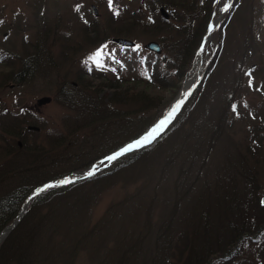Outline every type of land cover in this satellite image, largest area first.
<instances>
[{
	"label": "trees",
	"instance_id": "obj_1",
	"mask_svg": "<svg viewBox=\"0 0 264 264\" xmlns=\"http://www.w3.org/2000/svg\"><path fill=\"white\" fill-rule=\"evenodd\" d=\"M239 1L233 0L224 13L213 40L217 32L221 39L226 18ZM146 2L152 11L150 28L165 45L164 53L151 63V77L107 78L86 71L78 74L81 87L77 93L72 84L66 89L68 73L59 85L60 99L76 114L67 122L75 124L76 129L66 135L56 132L53 144L77 145L73 136L79 130L103 127L106 122L114 125V129L109 126L102 129L83 159L78 156L83 155L84 148L78 145L74 153L68 152V157L61 154L53 158L50 170L43 171L40 166H47V158L40 157L43 160L38 165L36 156L29 155L33 151L30 140H35L31 134L38 131L39 124L32 119V130L31 123L18 124L21 120L11 118L10 127H6L8 124L1 127L10 135L0 137L4 154L19 151L25 158L19 164L0 167V231L16 217L35 187L89 167L140 137L164 114L197 56L207 25L217 15L221 0ZM158 6L168 16L161 12V19L155 21ZM38 24L39 28L34 27L38 38L27 44L34 50L33 55L40 56L46 36L51 31L56 33V27L51 30ZM39 32H44L40 41ZM62 37L65 41L70 38ZM105 42L104 37L94 48L100 49ZM208 47L214 51L202 80L165 131L150 144L120 156L97 174L35 196L22 219L0 243V264H74L80 253L93 264H214L218 257L228 260L252 242L251 236L264 229V220L258 225L254 222L261 208L255 189L247 183H243V188L233 182L224 186L222 179L236 172L228 170L226 176L221 173L223 168L234 167L236 159L241 166L248 162L252 147L243 146L234 138L237 133L233 127L243 115L240 86L253 90L254 74L250 71L243 72L242 78L233 77L231 88L222 86L223 92L211 97L209 105L205 100L211 94L207 80L222 51L221 41ZM27 58L19 55L21 74L33 60ZM161 60L168 63L166 69H157ZM109 90L111 95L106 98ZM100 92L104 95L99 96ZM248 113L252 117V112ZM19 116L25 114L13 115ZM198 118L200 122L195 125ZM249 126L252 137L254 125ZM122 134L125 136L119 138ZM216 148L222 157L213 156ZM234 153L235 160L231 157ZM72 155L78 157L72 159L74 164L71 161L66 167H56L55 160L66 161ZM138 165L146 169L144 179L120 200L112 202L99 219H93L92 207L100 192L110 187L117 175ZM173 170L178 171L176 179L171 176ZM228 179L236 182L235 176Z\"/></svg>",
	"mask_w": 264,
	"mask_h": 264
},
{
	"label": "rangeland",
	"instance_id": "obj_2",
	"mask_svg": "<svg viewBox=\"0 0 264 264\" xmlns=\"http://www.w3.org/2000/svg\"><path fill=\"white\" fill-rule=\"evenodd\" d=\"M221 1L222 5L224 0ZM92 5L97 8L96 15L91 8ZM78 7L79 11H77ZM232 9H234L233 12L226 18L227 24L224 25V34L221 39L217 32V36L213 40L216 35H213L217 30L216 27L203 52L202 72L209 61L210 54L214 51L208 45L221 41L222 51L207 80L209 87L207 90L211 94L205 100L210 105L211 97H216V94L223 92L222 86L227 90L231 88L230 83L233 77L242 78L243 72H253L251 81L254 83V89L249 91L240 86L242 98L240 107H242L243 115L237 118L233 127L237 133L234 138L243 146L250 145L252 147L247 155L248 162L244 166L239 165L238 160L234 159L236 157L234 153L231 155L235 160L234 167L223 168L221 174L226 176L228 170L236 172L222 179L224 186H231L233 182L236 187L243 188V183L250 184L254 187L260 202L264 196V0H240ZM162 11L158 6L156 14L153 16L155 21L161 19ZM115 14L117 16H113ZM151 16L152 11L146 0H0V54L6 55L5 59L0 62V137L3 134L10 136L3 132L1 127H4V124H8L6 127H10L11 118L15 121L21 120L18 124L31 123L32 130H34L32 122L34 119L39 124V128L37 132L31 134L35 140H30L33 151L29 155L36 156L35 160H38V165H41L39 161L43 160L40 157L44 160L47 158V166H40L43 171L50 170L53 158L61 154L68 157V152L74 153L78 145L80 148H84L83 155L78 156L83 159L91 143L100 136L102 129L108 126L114 129V125L106 122L107 125L103 127L90 126L79 130V133L73 136L74 143L77 145L72 143L73 145L67 146L66 142L59 146L53 144L56 132H63L66 135L73 133L76 129L75 124L67 122L76 114L70 111L66 107V103L60 99V94L57 93L59 85L65 74L68 73L69 82L66 89L68 87L70 89L71 81H75L77 84L73 87L77 93L81 87L78 74L86 73V71L92 73L93 76L104 74L107 78H113L114 74L125 79L151 77V63L156 58V54L146 49V44L149 41L160 43L162 52L157 56H161L165 51L164 43L155 37L156 32L150 28ZM167 16L164 15V17ZM38 23L46 27L49 26L51 30L53 26L56 27V33L51 31L46 36L44 49L40 52V56L33 55L34 50H31L27 44V42H35L38 38L34 29V27H38ZM43 33L39 32V41ZM62 36H70V38L65 41ZM104 37L106 38L105 44L96 50L95 45ZM114 37L128 38L136 44L134 47L122 48L111 41ZM73 43L77 47L72 46ZM77 50L78 52H76ZM98 50L102 53L103 68H97L89 61V57L94 56ZM74 52L76 53L73 54ZM19 55L33 59L30 62L36 64L30 65L25 75L21 76V79L25 80L21 83L15 82L13 79V76H17L16 74L19 72ZM112 57H115V61ZM194 62L195 60L179 82L174 97ZM159 65L157 69H166L168 63L161 60ZM113 68L116 69L115 72L111 70ZM94 80L92 78V81ZM103 95V92L99 93V96ZM109 95H111L110 90L108 95L104 96L107 98ZM43 96L50 97V102L37 106V99ZM249 111L252 112V117L249 115ZM9 112H14L16 115L17 112H22L25 117H10ZM249 120H251L249 125H254V136L252 137L249 132V129L252 128L248 125ZM199 122L200 118L195 120L194 124L197 125ZM124 136L122 134L119 138ZM13 138L16 143L17 137ZM239 147L241 148L240 145ZM213 156L215 158L222 157L219 156L217 148L213 150ZM78 157L72 155L71 159L66 161L55 160L57 162L55 165L57 168L66 167L71 161L74 164L75 160L72 159ZM24 158L19 151L14 155L4 154L0 148V167L19 164ZM204 164V168H206L208 163ZM101 165L102 162H99L94 167ZM36 170L39 171L37 166ZM145 170L143 165H138L129 172L117 175L110 183L111 186L105 187L98 195L94 207H92L93 219H99L112 202L120 200L126 193L132 191L136 184L144 179ZM213 170L214 166H211L210 171ZM203 171L206 170L203 169ZM177 174L178 171H171V176L175 179ZM210 176L212 177L214 174ZM233 176L236 177V182L228 179ZM251 206L253 207L254 204ZM258 212V218L254 219L256 225L264 220V206L259 207ZM251 216L254 215L251 214ZM257 233L252 236L249 234V239L251 236L252 242L248 243L240 252H234L232 258L227 260L224 257H218L214 264H264V229L259 234ZM74 264L93 263L86 255L80 253Z\"/></svg>",
	"mask_w": 264,
	"mask_h": 264
},
{
	"label": "water",
	"instance_id": "obj_3",
	"mask_svg": "<svg viewBox=\"0 0 264 264\" xmlns=\"http://www.w3.org/2000/svg\"><path fill=\"white\" fill-rule=\"evenodd\" d=\"M93 10H94V13L96 14L97 13V9L95 6H92ZM222 14V11H220V14L219 16H221ZM113 42L117 43L118 45L122 46V47H133L135 45V43L130 40V39H127V38H124V37H115V38H112L111 39ZM148 50L156 53V54H160L162 49H161V46L158 42L156 41H149L146 46H145ZM201 50V49H200ZM46 101H49V98H42V99H39L38 100V104H42ZM134 147H124L123 149H120L118 150L116 153L112 154L111 156H109L110 159L118 156L119 154L121 153H124V152H127L129 151L130 149H132ZM85 176L87 175H90L93 173V170H87V171H84V172H80L78 174H83ZM78 177H73V176H67V177H64L62 179H58V180H55V181H52V182H49V183H46L45 185L41 186V187H38L36 188L31 195H35L37 193H40L41 191L43 190H46V189H49L51 187H57V186H60V185H63V184H66L74 179H76ZM39 189V191H38ZM262 200H264V196L262 197ZM23 214H21V216H17V218L15 220H13L9 225H7L1 232H0V241H2L7 235L8 233L17 225V223L20 221V219L22 218Z\"/></svg>",
	"mask_w": 264,
	"mask_h": 264
},
{
	"label": "bare ground",
	"instance_id": "obj_4",
	"mask_svg": "<svg viewBox=\"0 0 264 264\" xmlns=\"http://www.w3.org/2000/svg\"><path fill=\"white\" fill-rule=\"evenodd\" d=\"M215 24H217V20L213 21V23L211 25L212 29L214 28ZM207 39H208V37H207ZM206 42H207V40H206ZM206 42L204 43L203 49H202L201 53L199 54V56L197 57V59L195 60L191 70L186 74V76H185V78H184V80L182 82V86H181V88L179 90V93L177 94L176 98L174 99V101L170 105V107H169V109L167 111V114L165 116V119L162 120L161 122H159L156 125V127L154 128V130H152V131H157V130H159L160 128H162L165 125V122L167 120H169L175 114V112L178 109V107L180 106V104L183 102V100L189 95V93L193 89L195 82L200 77L201 72H202L203 51H204ZM151 133H149L148 136L145 139H148ZM28 202H29V200H27L23 204V206H22V208L20 210L19 216H21V214L24 212V210L28 206Z\"/></svg>",
	"mask_w": 264,
	"mask_h": 264
},
{
	"label": "snow or ice",
	"instance_id": "obj_5",
	"mask_svg": "<svg viewBox=\"0 0 264 264\" xmlns=\"http://www.w3.org/2000/svg\"><path fill=\"white\" fill-rule=\"evenodd\" d=\"M77 11H79V7L77 8ZM112 59L115 61V57H112ZM89 61L92 64H94L97 68H103L104 67V63H103V59H102V53L99 50L95 53L94 56L89 57ZM89 70L91 71V68ZM111 70L113 72L116 71V69H114V68ZM38 191H39V189H38ZM260 203H261V206H264V200H261Z\"/></svg>",
	"mask_w": 264,
	"mask_h": 264
},
{
	"label": "flooded vegetation",
	"instance_id": "obj_6",
	"mask_svg": "<svg viewBox=\"0 0 264 264\" xmlns=\"http://www.w3.org/2000/svg\"><path fill=\"white\" fill-rule=\"evenodd\" d=\"M0 62H1V61H0ZM30 65H32V63H30L29 66H30ZM14 75H15V74H14ZM16 75L19 76V78H17V76H14L13 79H14L15 82H18L19 79H20V72H17Z\"/></svg>",
	"mask_w": 264,
	"mask_h": 264
}]
</instances>
